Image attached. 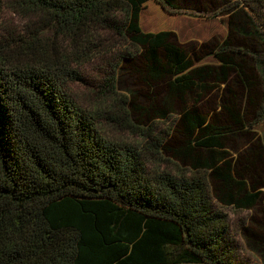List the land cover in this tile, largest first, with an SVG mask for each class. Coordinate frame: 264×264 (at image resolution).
Instances as JSON below:
<instances>
[{
    "label": "trees",
    "instance_id": "16d2710c",
    "mask_svg": "<svg viewBox=\"0 0 264 264\" xmlns=\"http://www.w3.org/2000/svg\"><path fill=\"white\" fill-rule=\"evenodd\" d=\"M240 1L251 14L236 12L227 38L204 56L214 66L174 43L175 0L27 2L54 23L49 35L0 37V264H246L227 209L259 206L264 170L254 169L251 151L236 159L226 141L232 127L210 121L200 106L237 72L247 91L262 90L253 122L233 98L219 106L239 131L263 127L264 0ZM111 27L142 50L149 80L168 81L170 110H137L141 118L152 110L161 120L180 116L182 145L163 148L176 171H149L142 149L105 137L68 90L81 79L74 66L100 56L98 32ZM235 55L251 56L254 72ZM256 70L261 82L249 78ZM244 237L264 261V228L246 227Z\"/></svg>",
    "mask_w": 264,
    "mask_h": 264
},
{
    "label": "rangeland",
    "instance_id": "374dc122",
    "mask_svg": "<svg viewBox=\"0 0 264 264\" xmlns=\"http://www.w3.org/2000/svg\"><path fill=\"white\" fill-rule=\"evenodd\" d=\"M28 1L0 0L1 38L7 37L11 41H17L30 31H40L49 35V27L54 23L51 16L28 7ZM175 8L177 9L170 7L177 17L173 41L183 47L195 60L197 57L204 58L227 38L229 24L236 12L245 8L251 14L240 0H175ZM125 19V14L118 15L116 20L118 26ZM143 24L145 29L148 28V18L144 17ZM98 34L103 48L100 56L82 66H74L81 79L68 84L69 92L79 105L98 118L100 131L105 137L113 142L140 147L149 171L178 170L180 164L173 160L172 155L166 153L163 148L166 145L177 147L182 145L178 133L180 116L173 113L169 114L167 120H161L156 118V112L152 110L147 117L141 118L137 110L138 107L150 108L152 105L162 108L164 106L170 110L167 105L168 81L149 80L142 50H138L127 42V38L123 42L115 27L101 29ZM234 57L236 62H245L247 73L254 72L249 69L254 65L251 56L235 55ZM204 61L212 66H214L212 63L218 65L215 58L207 59L206 57ZM255 74L256 76H249V78L257 81L259 79L261 82L263 75L257 73V70ZM214 75L209 79L214 78ZM227 77V82H221L219 88L208 94L200 106L203 112L209 115L210 121H218L222 126L233 128L230 129L226 140L231 154L236 159L251 154L252 159L256 161L254 169L261 172L264 170V161L257 162V160L259 155H264L258 147L260 144L264 146V127L260 129L259 124L254 125L248 122L246 129L239 131L234 126L236 124L232 117L228 112L222 111L219 105L223 104L225 98H233L238 101L237 107L243 110L248 120L253 122L259 104L262 102V90L256 87L252 91H247L237 72ZM196 99V96H193L190 101L194 103ZM147 130H151L152 139L144 135L148 133ZM247 131L249 133H245ZM249 151H251L250 154H248ZM263 209L264 196L259 206L252 211L236 212L227 209L233 235L242 245L240 260L243 263L264 264L259 253H253L248 247L244 237L246 227L258 234L263 233L264 227L260 223L264 219Z\"/></svg>",
    "mask_w": 264,
    "mask_h": 264
},
{
    "label": "crops",
    "instance_id": "0c3cea01",
    "mask_svg": "<svg viewBox=\"0 0 264 264\" xmlns=\"http://www.w3.org/2000/svg\"><path fill=\"white\" fill-rule=\"evenodd\" d=\"M175 26V25H174ZM173 31H174V28H173ZM262 124H264V122L262 123ZM263 126V125H262ZM264 127V126H263Z\"/></svg>",
    "mask_w": 264,
    "mask_h": 264
}]
</instances>
